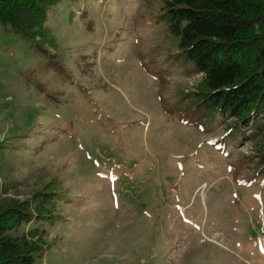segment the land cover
Instances as JSON below:
<instances>
[{
	"label": "rangeland",
	"instance_id": "1",
	"mask_svg": "<svg viewBox=\"0 0 264 264\" xmlns=\"http://www.w3.org/2000/svg\"><path fill=\"white\" fill-rule=\"evenodd\" d=\"M165 0L0 25V185L43 187L33 264H264V122L213 104ZM260 149V150H259Z\"/></svg>",
	"mask_w": 264,
	"mask_h": 264
},
{
	"label": "trees",
	"instance_id": "2",
	"mask_svg": "<svg viewBox=\"0 0 264 264\" xmlns=\"http://www.w3.org/2000/svg\"><path fill=\"white\" fill-rule=\"evenodd\" d=\"M57 1L0 0V25L35 36ZM165 6L169 28L202 74L199 86L211 102L244 122H264V0H165ZM43 187L21 200L8 198L0 185V264H33L46 251L45 230L18 232L43 217Z\"/></svg>",
	"mask_w": 264,
	"mask_h": 264
}]
</instances>
